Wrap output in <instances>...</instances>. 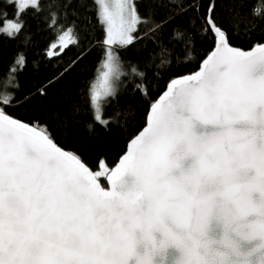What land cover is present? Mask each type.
Returning a JSON list of instances; mask_svg holds the SVG:
<instances>
[{
    "label": "snow or ice",
    "instance_id": "1",
    "mask_svg": "<svg viewBox=\"0 0 264 264\" xmlns=\"http://www.w3.org/2000/svg\"><path fill=\"white\" fill-rule=\"evenodd\" d=\"M100 2L104 52L89 95L94 121L107 127L101 102L115 97L125 75L116 48L147 37L163 58L170 54L171 21L140 16L135 0ZM4 3L14 18L0 12V35L13 40L25 31L23 17L42 10L40 0ZM215 8L211 0L202 26L215 38L214 50L199 72L170 81L148 127L110 172L94 173L54 142L48 121L66 132L78 108L34 116L31 124L0 108V264H167L170 250L172 264H264V42L247 51L230 46ZM148 24L144 36L133 35ZM173 31V40L184 35ZM59 39L63 48L79 43L74 28ZM168 63L161 59L157 67ZM24 64L18 53L11 72ZM131 71L146 76L135 66ZM25 102L0 100L8 107ZM100 176L110 190L97 182Z\"/></svg>",
    "mask_w": 264,
    "mask_h": 264
},
{
    "label": "trees",
    "instance_id": "2",
    "mask_svg": "<svg viewBox=\"0 0 264 264\" xmlns=\"http://www.w3.org/2000/svg\"><path fill=\"white\" fill-rule=\"evenodd\" d=\"M211 0H137L136 7L142 17L155 20L168 19L165 26L168 37L166 47L170 54L162 58L158 49H152L145 37L132 45L116 48L125 75L121 76L118 91L102 107L107 127L93 119L89 90L96 78V69L103 57L104 27L99 23V6L96 0H41V12H28L24 17L25 31L15 40L0 35V100L5 96L12 103L24 101L16 107L0 103V108L11 117L32 123V117L52 113L67 114L78 108L74 122L64 132L48 121V130L54 142L64 150L79 155L94 172L103 168L112 169L126 153L129 142L146 126L153 104L165 92L170 81L196 73L202 62L215 47V38L204 33L205 11ZM199 11H195L191 5ZM259 8L260 15H254ZM0 12L14 18V8L0 0ZM56 14V24L51 23V13ZM214 16L227 32L233 47L249 50L253 43L264 42V0H216ZM174 17V18H173ZM252 24L256 27L252 28ZM151 24L138 26L135 36H144ZM74 28L79 43L72 44L61 53L49 56L51 46L58 41L63 31ZM184 35L173 40L174 29ZM149 35H151L149 33ZM25 36L29 37L24 42ZM191 38V43H187ZM18 53H23L25 64L11 72ZM189 53L191 58L189 59ZM161 59L169 61L157 67ZM132 66L145 72L144 79L135 76ZM12 80L5 87L8 77ZM137 85H141L138 88ZM146 87V93L143 88ZM45 96L39 95L40 89ZM71 119V117H70ZM92 125L89 128V125ZM40 129L45 127L40 123ZM104 165L101 167L100 161ZM104 187L105 178L98 177Z\"/></svg>",
    "mask_w": 264,
    "mask_h": 264
},
{
    "label": "water",
    "instance_id": "3",
    "mask_svg": "<svg viewBox=\"0 0 264 264\" xmlns=\"http://www.w3.org/2000/svg\"><path fill=\"white\" fill-rule=\"evenodd\" d=\"M230 44V43H229ZM215 46H216V44H215ZM231 46V45H230ZM233 47V46H232ZM215 48V47H214ZM214 50V49H213ZM243 50V49H242ZM250 50V49H249ZM245 51H247V50H245ZM209 56V55H208ZM200 71V69L197 71V72H199ZM168 90H169V85L167 86V89L165 90V92L159 97V99L154 103V104H156L158 101H160L161 100V98L164 96V94L166 93V92H168ZM153 104V105H154ZM151 109H152V107H151ZM151 109H150V112H149V115H148V118H147V123H146V126H145V128H147L148 127V125H149V122H150V119H151ZM145 128L140 132V133H142L144 130H145ZM140 133L137 135V136H139L140 135ZM133 139H135V138H133ZM132 139V140H133ZM131 140V141H132ZM131 141L129 142V144H128V147H127V151H126V153L120 158V160L118 161V163L112 168V169H114V168H116L120 163H121V160H122V158L125 156V155H127V153L129 152V150H130V144H131ZM58 145V144H57ZM59 146V145H58ZM60 147V146H59ZM61 148V147H60ZM63 149V148H62ZM64 150V149H63ZM64 151H66V150H64ZM68 152V151H67ZM87 166V165H86ZM91 171H93L89 166H87ZM107 169V168H106ZM112 169H107L109 172L112 170ZM104 170V168L102 169V171ZM94 172V171H93ZM95 173V172H94ZM104 178H105V182H106V184H107V187H104L103 185H102V183H101V181L98 179V183L100 184V186L102 187V188H104L105 190H110V188H111V185H110V182L107 180V178L105 177V176H103ZM174 255V253L170 250V252H169V259H168V262H167V264H172V256Z\"/></svg>",
    "mask_w": 264,
    "mask_h": 264
},
{
    "label": "rangeland",
    "instance_id": "4",
    "mask_svg": "<svg viewBox=\"0 0 264 264\" xmlns=\"http://www.w3.org/2000/svg\"><path fill=\"white\" fill-rule=\"evenodd\" d=\"M41 1V0H40ZM97 1V4H98V6H99V11L102 9V3L100 2V0H96ZM137 0H135V2H136ZM103 2H107V3H109L110 5H114L115 4V2H116V0H103ZM133 35L135 36V33H133ZM60 43H61V41H60V39H58V41L57 42H55L53 45H55L56 47H53V45L51 46V49H50V52H52V56L53 55H57V54H59V53H61L65 48H63V47H60L59 45H60ZM113 47H115V46H113ZM120 80H121V77H120V79H119V81L117 82V91H118V87H119V82H120ZM117 91H116V93H117ZM109 99V98H108ZM107 99V100H108ZM106 100V101H107ZM106 101H102L101 102V118L102 119H104V117H103V113H102V107H103V104L106 102ZM104 120H106V119H104Z\"/></svg>",
    "mask_w": 264,
    "mask_h": 264
}]
</instances>
